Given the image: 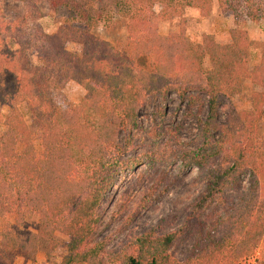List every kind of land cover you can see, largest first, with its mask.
Wrapping results in <instances>:
<instances>
[{
    "label": "trees",
    "instance_id": "trees-1",
    "mask_svg": "<svg viewBox=\"0 0 264 264\" xmlns=\"http://www.w3.org/2000/svg\"><path fill=\"white\" fill-rule=\"evenodd\" d=\"M17 1L38 11L46 2L60 25L55 34L41 30L27 39L21 34L23 26L43 14L32 19L24 14L7 28L20 33L16 47L0 32V105L9 109L0 136V219L4 221L0 261L7 263L16 251L34 259L41 249L55 250V233L69 238L60 264H178L168 251L183 242L181 232L194 241L186 264H232L249 256L264 241V150L255 147L264 107V51L259 65L249 70L251 41L244 30H233L224 46L211 36L193 44L184 24L177 32L159 34L160 20L182 17L188 9L206 17L214 0ZM217 3L227 4L226 0ZM246 16L257 22L264 18V9ZM115 17L127 22V37L119 48L90 34ZM69 41L81 44L80 55L65 48ZM30 50L37 53L39 65L31 64ZM206 62L211 64L208 70ZM243 78L261 89L254 109L230 112L225 122H219V109L225 99L241 91ZM67 82L85 92L72 110L64 107L66 99L60 93ZM171 92L194 103L196 93L204 94L207 116L202 131L206 136L218 134L209 157L221 154L232 162L208 181L193 213L249 171L253 185L247 204L240 215H234L229 231L217 239L191 216L184 231L164 236L147 232L119 251H106L104 243L89 245L105 191L117 171L131 162L120 159L129 147L118 143V136L137 126L144 103ZM206 161L195 159L198 165ZM31 216L37 219L36 231L21 233Z\"/></svg>",
    "mask_w": 264,
    "mask_h": 264
},
{
    "label": "rangeland",
    "instance_id": "rangeland-1",
    "mask_svg": "<svg viewBox=\"0 0 264 264\" xmlns=\"http://www.w3.org/2000/svg\"><path fill=\"white\" fill-rule=\"evenodd\" d=\"M226 2V5L220 7L217 0H214L206 17H202L197 10L188 9L182 17L160 20L159 34L167 36L177 32L184 24L186 35L193 44H200L205 37L211 36L217 44L224 46L231 41L233 30H244L251 41L246 63L248 69L252 70L259 65L264 51V18L253 22L246 15L251 10L262 11L264 0ZM38 9L39 11L35 6L17 0H0L2 38L16 47L17 44L14 43L20 33L7 30L8 26L16 25L24 14L32 19L31 16L37 13L43 14V17L26 22L21 34L27 39L30 36L36 37L41 30L47 35L55 34L60 25L59 16L46 2L39 5ZM155 11L158 12L159 8L155 7ZM75 28L86 31L82 25H76ZM90 34L119 48L127 37V22L121 17H115L108 25L101 23L90 30ZM80 47L79 42L69 41L65 45L69 52L77 55H80ZM29 59L33 66L40 64L37 53L33 50H30ZM210 68L211 64L206 62V69ZM6 83L9 88L13 87L10 80H6ZM239 83L241 91L225 99L223 107L219 109L218 119L221 123L225 122L230 112L251 111L255 107V97L261 89L250 79L243 78ZM60 93L66 99L64 107L67 110L77 106L85 94L74 82L64 84ZM195 96V103L189 98H181L175 92L169 93L166 98L145 101L137 126L120 133L117 142L129 147L120 159L131 162L117 171L105 191L97 209L98 222L89 245L104 243L106 251H119L147 232L164 236L184 231L186 223H192V218L195 222L204 224L205 231H211L215 239L224 236L232 227L234 215H240L241 207L247 204L246 198L253 185L249 171L239 174L236 184L225 186L218 196L207 200L200 211L193 213L194 205L205 195L208 181L223 166L226 169L232 165L231 160L221 154L209 157L215 149L214 140L218 138V134L206 136L203 133L207 98L203 93H196ZM261 111L259 136L255 141V147L260 151L264 150V107ZM8 115L9 109L0 105V136L6 130L4 120ZM201 157L207 158V161L198 165L195 159ZM138 161L139 164L135 166ZM131 163L133 167L130 166ZM2 223L4 221L0 219V225ZM36 224V217L31 216L19 231L34 233ZM54 238L58 242L55 250L41 249L34 259L16 251L8 258L7 263L0 261V264H60L66 254L65 245L69 238L59 233H55ZM180 238L183 242L172 247L168 253L178 264H186L192 256L194 241L191 235L185 237L182 232ZM263 262L264 241L261 240L249 256L234 259L232 264Z\"/></svg>",
    "mask_w": 264,
    "mask_h": 264
}]
</instances>
